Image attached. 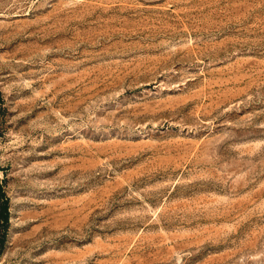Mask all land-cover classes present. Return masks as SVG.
<instances>
[{"label": "rangeland", "instance_id": "obj_1", "mask_svg": "<svg viewBox=\"0 0 264 264\" xmlns=\"http://www.w3.org/2000/svg\"><path fill=\"white\" fill-rule=\"evenodd\" d=\"M0 264H264V0H0Z\"/></svg>", "mask_w": 264, "mask_h": 264}, {"label": "trees", "instance_id": "obj_2", "mask_svg": "<svg viewBox=\"0 0 264 264\" xmlns=\"http://www.w3.org/2000/svg\"><path fill=\"white\" fill-rule=\"evenodd\" d=\"M7 224V199L4 195V191L0 178V248L2 245V236Z\"/></svg>", "mask_w": 264, "mask_h": 264}]
</instances>
